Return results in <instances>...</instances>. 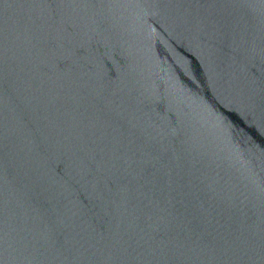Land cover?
Wrapping results in <instances>:
<instances>
[{"label": "water", "instance_id": "water-1", "mask_svg": "<svg viewBox=\"0 0 264 264\" xmlns=\"http://www.w3.org/2000/svg\"><path fill=\"white\" fill-rule=\"evenodd\" d=\"M0 264H264V0H0Z\"/></svg>", "mask_w": 264, "mask_h": 264}]
</instances>
